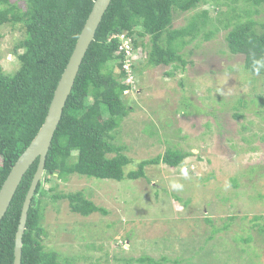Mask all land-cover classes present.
Returning a JSON list of instances; mask_svg holds the SVG:
<instances>
[{"label": "rangeland", "instance_id": "rangeland-1", "mask_svg": "<svg viewBox=\"0 0 264 264\" xmlns=\"http://www.w3.org/2000/svg\"><path fill=\"white\" fill-rule=\"evenodd\" d=\"M244 3L240 6L250 8ZM19 4L25 6L24 1ZM204 10L210 23L182 50L187 62L184 72L178 70L169 77L170 66L142 68L134 90L125 93L128 106L134 109L125 122L127 135L122 137L125 152L134 160L127 171L170 148L190 157L177 169L149 166L147 177L136 181L94 183L76 175L68 181L53 180L47 189L57 186L62 194L83 191L107 215H76L68 200L45 197L46 250L58 252L73 264H124L115 258L132 257H151L159 264H264V239L255 228L262 221H250L256 215L264 218V169L249 168L264 167V140L259 138L264 120L249 109L241 122L232 116L244 101L247 104L264 91V83L261 75L246 70L243 56L227 52L228 31L219 21L223 10L217 4L179 13L175 27L186 26ZM251 17L264 19V9ZM210 31L214 32L210 39L205 38ZM0 35V66L12 72L17 68L13 50L23 35L9 24L0 27ZM252 120L257 124L256 138H251L250 131L241 132V123ZM148 121L156 122L160 142L147 140L148 132H156ZM232 216L236 218L232 229L204 244L213 235L205 219L212 218L218 225L223 223L220 218ZM240 235L254 236L255 242L238 246L232 238ZM241 248L247 252L240 255Z\"/></svg>", "mask_w": 264, "mask_h": 264}, {"label": "trees", "instance_id": "trees-1", "mask_svg": "<svg viewBox=\"0 0 264 264\" xmlns=\"http://www.w3.org/2000/svg\"><path fill=\"white\" fill-rule=\"evenodd\" d=\"M19 1H24L25 6L22 7ZM19 1L0 0V27L9 24L17 27L23 35L13 50L17 68L8 72L0 66V190L14 164L42 127L96 0ZM242 1L250 8L240 6ZM209 3L217 4L223 10L219 21L228 31L224 38L227 52L232 56H243L246 70L255 76L261 75L264 83V19L251 17L264 9V0H112L84 58L48 153L46 174L38 185L29 211L22 264H73L44 246L43 237L47 235L42 224L47 204L45 197L53 201L68 200L76 215L87 217L95 212L107 215V211L89 200L83 191L62 194L58 193L57 186L47 189L46 185L53 180L68 181L76 175L94 183L136 181L147 177L146 168L149 166L166 165L177 169L190 157L189 153L170 148L164 154L141 160L136 170L127 171L134 160L125 152L127 146L122 137L127 135L125 122L134 109L128 106L125 93L134 90L136 76L143 73L142 68L170 66L173 70L167 72L169 77L178 70L184 72L187 62L182 50L199 36L210 23V18L209 12L204 10L194 14L186 26L176 28V16ZM213 33L210 31L204 37L210 39ZM121 36L130 40L132 51L140 56L129 69L126 68V50H120ZM131 78L133 81L127 82ZM180 85L186 86L183 82ZM245 109L264 120V91L261 90L247 104L244 101L241 110L233 113V118L240 122L244 120ZM147 123L157 132H148L147 140L155 138L160 142L156 122ZM241 126V132L250 131L251 138L258 137L254 133L257 124L253 120L242 122ZM259 138L264 140V133ZM244 139L248 140L247 136ZM148 141L144 142L147 144ZM38 163L37 160L26 173L1 222L0 264L14 263L16 233ZM249 168L252 171L264 169L261 166ZM220 220L223 223L217 225L212 218L205 219L212 226L213 235L204 244L216 235L229 232L236 218ZM250 221H262L255 228L264 239V218L256 215ZM254 238L240 235L232 239L238 246H243L253 242ZM201 246L203 250L205 246ZM245 252L247 248H241L239 253ZM115 260L124 264L161 263L151 257ZM175 264H179L178 261Z\"/></svg>", "mask_w": 264, "mask_h": 264}, {"label": "water", "instance_id": "water-1", "mask_svg": "<svg viewBox=\"0 0 264 264\" xmlns=\"http://www.w3.org/2000/svg\"><path fill=\"white\" fill-rule=\"evenodd\" d=\"M112 0H96L87 22L78 38L75 49L61 76L50 104L48 114L38 134L14 164L10 174L0 190V225L31 166L38 160L30 190L23 204L21 218L15 238L14 263L22 264L23 237L27 228L29 211L39 183L46 174L47 156L52 146L55 133L61 123L64 109L73 92L76 79L84 58L94 41L98 28Z\"/></svg>", "mask_w": 264, "mask_h": 264}, {"label": "clouds", "instance_id": "clouds-1", "mask_svg": "<svg viewBox=\"0 0 264 264\" xmlns=\"http://www.w3.org/2000/svg\"><path fill=\"white\" fill-rule=\"evenodd\" d=\"M120 40L122 42V46H121L120 50H122V51L126 50V53H125V54H127L126 68L129 69L131 67V64H134V62H135L134 60H138L140 56H139L138 52H133L132 51L133 48H132V46L130 44V40L125 39V36H121Z\"/></svg>", "mask_w": 264, "mask_h": 264}]
</instances>
